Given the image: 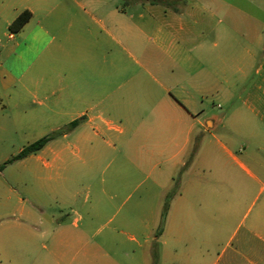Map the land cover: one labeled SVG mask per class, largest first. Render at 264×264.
I'll use <instances>...</instances> for the list:
<instances>
[{"label":"crops","instance_id":"crops-1","mask_svg":"<svg viewBox=\"0 0 264 264\" xmlns=\"http://www.w3.org/2000/svg\"><path fill=\"white\" fill-rule=\"evenodd\" d=\"M130 5L138 13L120 5L102 11L95 0H0V22L10 26L28 9L32 17L21 29L35 22L46 34L33 91H45L48 102L40 103L47 112L81 105L72 120L95 135H116L121 144L141 138L134 159L121 153L98 179L102 157L115 148L104 140L87 187L99 202L126 201L137 191L138 202L164 204L171 192L158 240L161 264H264V206L249 220L248 206L236 225L225 219L226 211L256 201L259 183L264 187V0L187 1L179 10ZM53 24L56 33L46 28ZM223 105H230L227 112L217 113ZM68 196L78 200L74 189ZM62 213L58 221L43 210L21 212L30 222L19 226L41 231L48 252L34 261L127 263L122 250L114 253L91 236L95 213L83 224L82 215L69 221L70 212ZM37 223L47 226L40 230Z\"/></svg>","mask_w":264,"mask_h":264},{"label":"rangeland","instance_id":"rangeland-1","mask_svg":"<svg viewBox=\"0 0 264 264\" xmlns=\"http://www.w3.org/2000/svg\"><path fill=\"white\" fill-rule=\"evenodd\" d=\"M95 1L105 5L102 11L120 5L130 7V12L138 13L137 10L131 9L132 2L128 0ZM186 1L213 6L217 2L234 0ZM85 7L94 15L100 16L101 10L94 11L89 6ZM201 11L206 13L205 18L215 19L207 11ZM79 17H89V15L79 10ZM46 28L56 33L59 26L53 24ZM11 33L13 36H10ZM45 36L44 31L40 30L35 22L19 31L10 29L5 22H0V264L51 262V259L47 263L33 259L37 253L42 256L48 253L41 248L43 242V238L40 237L41 231L23 230L19 226L21 221L30 222L21 215V212L41 210L49 216L55 214L58 221L63 217L62 211L70 212L65 217L69 221L82 215V224L88 221L89 212L95 213L91 236L98 242H103L114 253L122 250L126 264H161L156 252L161 236H157V233L164 204L157 201L138 202L137 191H134L136 194L126 201L99 202L87 187L90 176L89 165L93 163L96 151L105 150L104 140H111L115 148L108 149L102 157L101 171L96 175L98 179L106 175L102 172L105 165L118 161L121 153L125 152L134 159L141 138L126 139L124 144H121L115 138L116 135L105 133L95 135L89 125L83 123L50 140L44 147L45 150L6 162L26 145L64 128L72 120L74 112L82 108L81 105L74 107L66 105L62 114L52 116L40 103L48 102L45 91L42 89L36 93L33 91L35 79L41 76L43 57L40 52L47 41V38H42ZM68 67L69 65L66 64L65 69L68 70ZM46 78L48 79L49 76L46 75ZM229 106L223 105L221 108L215 106L214 109L221 114L227 112ZM217 130L220 131L221 127L218 126ZM239 141L242 142L241 138ZM50 148L55 150V153L46 154V149ZM38 155L42 158H38ZM46 161L54 166L46 167L44 165ZM177 178H181V171H178ZM73 189L78 192V200L74 203L70 202L68 196L69 191ZM177 189L176 186L174 190ZM257 191L258 196L253 204L251 199L247 201L245 207L240 204L238 208L230 212L226 211L227 225H236L250 205L248 220L263 210L264 187L261 189L260 183ZM35 226L42 230L47 225L37 223ZM242 233L243 230L238 237ZM235 241L237 242V238ZM125 251L128 252L127 255Z\"/></svg>","mask_w":264,"mask_h":264},{"label":"trees","instance_id":"trees-1","mask_svg":"<svg viewBox=\"0 0 264 264\" xmlns=\"http://www.w3.org/2000/svg\"><path fill=\"white\" fill-rule=\"evenodd\" d=\"M128 1L129 2H150L152 4H160L166 8H173L175 10H179L177 8V5L178 4H184L186 0H128ZM31 17H32V12L30 10L26 9V10L22 11L12 21V23L9 26L10 29L15 30V31H19L24 26V24L30 20ZM79 123H80L79 119H74V120L70 121L64 128L53 131L47 135H44V136L38 138L34 142L26 145L17 155H15L11 159H8L6 162H12V161L17 160V159H22V158H25L31 154L39 152L41 149H43L47 145V143L50 140L56 138L57 136H59L62 133H67V132L73 130L76 126H78ZM170 197H171V192H170V196L168 195L166 201L164 202V207H163V211H162V215H161V222H160V226L158 229L157 236H160L164 230V225H165V221H166V217H167V213H168V209H169V205H170Z\"/></svg>","mask_w":264,"mask_h":264}]
</instances>
